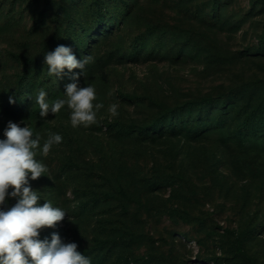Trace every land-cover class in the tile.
<instances>
[{
    "label": "rangeland",
    "instance_id": "1",
    "mask_svg": "<svg viewBox=\"0 0 264 264\" xmlns=\"http://www.w3.org/2000/svg\"><path fill=\"white\" fill-rule=\"evenodd\" d=\"M68 19L111 29L95 56L158 54L112 63L81 85L93 86L94 103L104 105L89 127L73 128L67 105L41 118L34 90L30 114L8 109L19 80L34 72L35 86L44 79L47 52L62 45L81 58L84 32L73 37ZM63 88L47 102L66 99ZM200 99L214 100L211 120L227 101L222 130L137 138L142 128L165 126L175 106ZM260 110L264 0H0V139L9 121L39 134L41 147L49 134L62 136L46 157L37 150L48 172L29 180L40 205L66 212L39 238L50 242L55 232L91 264H264V139L235 132Z\"/></svg>",
    "mask_w": 264,
    "mask_h": 264
},
{
    "label": "clouds",
    "instance_id": "2",
    "mask_svg": "<svg viewBox=\"0 0 264 264\" xmlns=\"http://www.w3.org/2000/svg\"><path fill=\"white\" fill-rule=\"evenodd\" d=\"M91 60L90 56L78 60L69 47L62 45L44 57L49 76L58 78L65 69L69 72L80 69L81 73L73 75L74 81L79 80ZM65 94L66 99L49 104L46 91L41 89L36 97L40 117H47L49 112L55 115L67 105L73 128L97 123V112L104 105L94 103L93 86L81 87L73 82L66 85ZM9 103H15L11 96ZM108 111L113 117L117 116L118 105L112 104ZM3 134L5 139H0V264H91L90 258L77 250L76 243L63 242L55 232L50 242L39 238L42 229L54 228L63 221L66 212L50 202L40 205V197L29 180H38L48 172L46 165L36 159L37 150L46 157L53 145L62 142V136L49 134L41 147L39 134L33 138L30 127L11 121ZM9 198H16V203L10 207L7 206Z\"/></svg>",
    "mask_w": 264,
    "mask_h": 264
},
{
    "label": "trees",
    "instance_id": "3",
    "mask_svg": "<svg viewBox=\"0 0 264 264\" xmlns=\"http://www.w3.org/2000/svg\"><path fill=\"white\" fill-rule=\"evenodd\" d=\"M99 7H103L102 3H99ZM98 8V7H97ZM67 25L72 28L71 35L76 37L77 32L83 34L84 32V47L81 50V58L85 56H90L92 58L91 62L85 66L83 70V74H80L79 80L74 81L73 75L77 73H81L80 69H74L71 72H67L68 79L67 83L63 88V76L55 77V81L57 79V84L53 82V76L48 75V66L45 67L43 71V78L39 86H35L33 79L35 72L33 73L32 78L29 81L19 80L17 83V92L15 97H13L15 103H10L8 109L12 111L15 115L24 116L30 114L31 107L34 106L35 100L33 99V95L38 93L41 89L46 91L48 94L51 91L52 95H55L59 92L60 89H64L66 91V85L77 82L79 86H81L85 81L90 78L95 77L97 74L102 73L109 65L112 63H121L127 61H139L142 58L143 61L147 60H155L158 59L157 53H145L139 52L138 50L133 51L128 54H120L117 55L113 52L105 53L102 56H95V51L103 45L107 40L110 39V35L112 34L111 29L108 27L104 33H102V29L104 25L95 27L94 29H86L83 26H75L78 22L73 20H66ZM72 23L74 26L70 25ZM70 36V35H68ZM79 38V35H77ZM76 38V42L73 44L74 49L78 51L83 39L79 40ZM73 39V38H72ZM45 81V84L42 83ZM30 82V83H29ZM26 85H24V84ZM55 88V89H54ZM32 90H34V94H32ZM224 99L230 100L233 99L231 96H226ZM227 101L224 100L221 104L219 102V108H217L218 112L210 118L209 112L213 108V105H216L214 100L211 99H200V100H192L188 102H184L181 105L175 106L171 110L168 111L166 116V125L163 123H154L147 128H142L139 130L137 134L138 139L153 141L156 137H160L163 134H167L168 136H175L178 134H184L187 137L192 139L200 138L202 135L212 131L222 130L224 126V117L223 115L230 110H226L224 107ZM214 103V104H213ZM232 103V102H230ZM229 103V104H230ZM187 113L185 117L184 113ZM185 118V119H184ZM236 136L243 139H254V140H263L264 139V110H260L257 114L250 117V119L244 123V125L237 126L235 128ZM152 186H159L157 183H153ZM236 249L241 248V242L238 237L235 238ZM100 262L96 263L99 264Z\"/></svg>",
    "mask_w": 264,
    "mask_h": 264
}]
</instances>
